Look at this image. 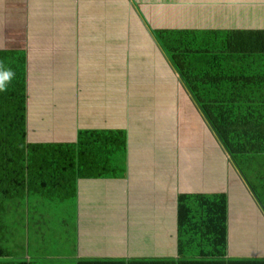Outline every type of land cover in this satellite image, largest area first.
<instances>
[{
  "label": "crops",
  "instance_id": "obj_1",
  "mask_svg": "<svg viewBox=\"0 0 264 264\" xmlns=\"http://www.w3.org/2000/svg\"><path fill=\"white\" fill-rule=\"evenodd\" d=\"M205 2L194 0L189 2L193 5L190 7L182 0H0V41L5 42L0 50L33 47L28 75L30 135L31 116L39 107L38 99L44 108L39 114L45 125L39 124L41 132L48 135L64 124L69 126L67 134L56 132L61 135L59 138L32 139L76 141L79 129L127 132L126 176L79 181L77 209L74 220H70L72 228L65 230L68 235L64 237L49 231L45 236L49 249L47 245L40 248L39 259L44 261L39 264L63 258V249L71 251L74 264L82 258H176L196 252L198 237L192 235V230L201 224L200 198L213 193L227 195L229 255L264 257V198L259 194L262 188L256 193L248 180L245 184L235 173L239 165L227 151L231 159L225 158L215 139L218 131L211 121L209 124L203 102L184 77L178 80L171 64L174 53L201 52L206 42L216 49L222 32L231 33L226 40L228 52L261 55L264 0H211L210 5ZM203 12L209 18L203 19ZM207 19L223 20L226 28L217 31L201 28ZM16 40L26 45L11 48L10 41ZM138 58L146 60L139 68L135 62ZM35 61L39 65L33 70L31 65H36ZM123 69L129 78L122 82ZM57 80L66 82L65 100L55 98ZM221 83L227 94L217 96L216 102L227 106L226 113L234 111L230 105L264 106V79L205 85L213 84L216 88ZM178 85L202 120L204 129L200 132L206 145L186 148L185 139L182 137L180 141L183 128L179 127L180 114L176 108ZM68 107L74 117L57 119L59 111L67 114ZM238 113L244 114L242 109ZM145 118L153 120L147 129L139 123ZM232 124L243 128L241 120ZM257 142L261 145L251 153L264 152L263 136ZM207 148L212 149L211 153ZM196 150V154L209 157L220 173L217 170L209 179H202L200 159L198 165L187 169L197 171L194 174L188 171L190 177L184 178L180 168L187 166V153ZM253 158L248 160V168L264 169V160ZM227 169L234 173L228 175ZM192 184L200 187V191L191 188ZM194 196H199L196 203ZM111 218L112 225H108ZM110 226L116 231L114 234L107 230ZM134 248L136 251L132 253Z\"/></svg>",
  "mask_w": 264,
  "mask_h": 264
},
{
  "label": "trees",
  "instance_id": "obj_2",
  "mask_svg": "<svg viewBox=\"0 0 264 264\" xmlns=\"http://www.w3.org/2000/svg\"><path fill=\"white\" fill-rule=\"evenodd\" d=\"M221 34L216 49L206 42L201 52L174 53L171 59L203 102L208 120L215 125L226 151L253 190L257 193L262 188L259 194L264 198V169L248 168V160H253V156L264 160L263 150L251 153L261 145L257 142L259 136L264 138V106L230 105L234 111L226 113L227 106L216 102L212 97L214 92L207 97L206 89L193 85L264 79V52L261 55L228 52L226 40L231 33ZM28 74L25 49L0 50V264H39V259L27 256L31 249L27 246L35 234H41L38 223L50 216L42 214L41 220H37L32 209L44 210L56 203L63 210L61 206L70 203L74 211L62 226L72 228L70 220H74L77 209L79 181L122 179L127 173L126 130L79 129L76 141L32 139ZM239 109L244 114L238 113ZM239 120L243 128L232 126V122L236 124ZM198 197H193L195 203ZM199 203L201 224L192 230V235L198 237L196 252L176 258H82L76 259V264H264V257L229 255L226 193L201 195Z\"/></svg>",
  "mask_w": 264,
  "mask_h": 264
},
{
  "label": "rangeland",
  "instance_id": "obj_3",
  "mask_svg": "<svg viewBox=\"0 0 264 264\" xmlns=\"http://www.w3.org/2000/svg\"><path fill=\"white\" fill-rule=\"evenodd\" d=\"M182 1L186 2L187 6H189L188 5V4H190L189 2L194 1V0H182ZM205 1L206 0H201V2H205ZM207 1H208V4H209V2L211 0H207ZM213 1L214 0H212V2ZM197 2H199V1H197ZM208 4H202L201 3L202 6H206L207 8H209L210 4L209 5ZM192 6L193 5L190 4V7H192ZM174 12H176V11L174 10ZM202 14H203L202 15L203 19L206 18V17L209 18V16H210L206 12H203ZM204 21H205V23L201 26V28H204V29H213L214 31L215 30L217 31L219 29L226 28V23L223 20H214V19H211V20L209 19L208 20L207 19V20H204ZM15 26H19V25H15ZM49 42L52 43V41H49ZM17 45H19V47H23V46L26 45V42L19 41V40L10 41V47L11 48L16 47ZM4 46H5V42H1L0 41V47H4ZM18 49H20V48L9 49V50H18ZM50 50H51V48H50ZM50 50H48V51H50ZM138 59H140V60H135V62L138 64L136 66L137 68H139L140 64H143V63L146 62V60H144V62H142L141 58H138ZM35 63H36V65H34L33 63L31 65L33 70L38 69L39 63L37 61H35ZM44 64L46 65V63H44ZM42 69H43V66H42ZM125 71L126 70H124V69L121 71V73H123V75H124L123 79H122V82L126 81L127 78H129V77H126L127 74L124 73ZM40 82L41 83H45L43 80H40ZM196 85H198L197 87L200 88V89H206L205 93H206L207 97H210L209 95L212 92H214L212 97L215 98V99L219 95L224 97L227 94L225 85L223 83L219 84L218 87H216V88L213 86V84H210V85L206 84L203 87H200L199 84H196ZM55 87L57 88V91H56V94H55V98H61L63 100L68 98L67 95H66L67 94V90H66L67 85H66L65 81L57 80V82L55 83ZM178 88H179V92L180 93L178 94V96L176 95V98L178 99V102L176 104V108H177V110H178V112L180 114L179 118H180V121L182 123V124L180 123L179 127L183 128L182 133L181 132L179 133L180 134L179 135L180 141H183V138L185 139V145L184 146H186V148L187 147L188 148H193L194 144H196V145L205 144L206 145L207 144L206 143V138L203 135V133L200 132V130L204 129L202 120H201L200 116L198 115L194 105L189 100L188 95L184 93V91L181 89V87L179 85H178ZM213 88H214V90H213ZM215 99H214V101H215ZM38 103H39V107L36 106V108L34 109V113L31 116V119H32V131H31L30 137L31 138H35V139H40V138H43V137L44 138H50V139H56V138H59V136H61L60 134L56 133L57 131H59L60 133L63 132L64 134H67L66 132H67V129L69 127L67 124H64L62 127L58 128V130L55 129L53 131H50V133L48 135L44 134V132H41L42 128H41V126L39 124H41L43 127H45V125L42 123L43 122L42 118L40 120L39 114H42V112L44 111V108L40 107V104L42 103L41 99H38ZM73 117L74 116L71 113L70 107H68V109H67V114L66 113H62L60 111L57 114V119L58 118H64V119L67 118L66 120H69V119H72ZM152 121H153L152 119L145 118V119H142V121L139 122V123L144 124L145 125L144 126L145 129H147V128H149L148 125H151ZM65 122H67V121H65ZM88 125L89 124H86L87 127H89ZM141 130H142V127H141ZM39 132H41V133H39ZM191 132H196L197 134L200 135L201 138L199 139V137H198V135H196V133H195V135H193ZM37 135L41 136V137H38ZM146 137H147V134H146ZM198 139L200 141H198ZM174 142L175 141H173V143ZM189 145H192V146H189ZM177 151L178 150H176V152ZM207 151L209 153H211L212 149L211 148H207ZM195 152H197V150L196 151H192V152L189 151L187 153L186 158H185V161L187 162V166H186V168H184L182 166L180 168L184 178L188 179L190 177L189 174H188V171H191L192 173L194 171L195 172L197 171V170H187V169H188V167L192 168V165H194V166L198 165V163H199L198 160H200V159H201L202 164H203V169L201 170L202 173H203L202 179H209L210 177H212L213 173L215 171H217V170H218L217 173H220L221 170L219 168L215 169L214 162H211L209 157L207 158V156L201 155L200 153L196 154ZM154 157H157V156L154 155ZM222 158L223 157H221V159ZM218 159L220 160V156H218ZM234 171L237 174L239 170L235 169ZM226 172H227L228 175H229V173L230 174L234 173L231 169H227ZM231 178H233V177H231ZM234 178H237V177L235 176ZM192 181L194 182V184H197V181H195L193 179H192ZM200 183H203V182H200ZM189 184L190 183L187 182V185H189ZM194 184L191 185V188H193L195 191H200V187H196V186L194 187ZM91 188H93V187H91ZM244 191H245V189H244ZM35 205H37V204L35 203ZM61 207H63V210L62 209H58L57 204L53 203L51 208H47V209H44V210H42V208H40L39 210L32 209V215L35 216V218L37 220H39V219L41 220L40 216L42 214L44 216H50L49 218H44V219L42 218V220L40 221L41 223L40 222L38 223V229H39V232L41 234H35L34 235L35 239L33 237L31 242L27 246V249L31 248L27 253H28V255L32 256L33 259L34 258L35 259H39L40 257H42V249H40V248H42V246L47 245V250L49 249L48 239L45 236H48L50 230L55 231L57 237H59V236L64 237V236L68 235L67 232L64 233L66 229H64V227L62 225H64V222H63L64 220L69 221L70 215H71L72 211H74V210H73L72 205L70 203H67V204H65V205H63ZM112 219L113 218L110 219V221H109L110 224H108V225H112V223H111ZM44 220L47 221L48 223L45 224ZM68 228L70 229V226L67 227V230H68ZM46 229H48L49 231L46 232ZM31 230H34V225L31 227ZM107 230L112 231L110 234H114V232H116V231H113V228L111 226L108 227ZM13 234H14V232H13ZM108 234H109V232H108ZM242 237L243 236H241V238ZM54 243H55V245L59 244V240L55 241ZM131 250H132V253H133L134 251H136V248L131 249ZM61 254H64V257H63L64 259L55 258V259H53V262L50 263V264H74L73 260L71 258V254L72 253H71L70 250L63 249ZM41 260L42 259H39V262H42ZM43 264H46V263H43Z\"/></svg>",
  "mask_w": 264,
  "mask_h": 264
},
{
  "label": "water",
  "instance_id": "obj_4",
  "mask_svg": "<svg viewBox=\"0 0 264 264\" xmlns=\"http://www.w3.org/2000/svg\"><path fill=\"white\" fill-rule=\"evenodd\" d=\"M26 50H27V55H28V67H29V65L31 64L30 62H31V58H33V47L32 46H29V45H27V47H26ZM167 56H169V58H170V54H167ZM171 64L173 65V62L171 61ZM174 66V65H173ZM174 68H175V70H176V74H177V76L179 77H177L178 78V80H180V79H182V75L180 74V72L178 71V69L174 66ZM29 75V74H28ZM30 76H28V78H29ZM205 116H206V114H204ZM207 117V116H206ZM208 119V118H207ZM209 121V120H208ZM210 122V121H209ZM205 123H207L206 121H205ZM210 125H211V122L209 123ZM207 125V124H206ZM208 126V125H207ZM213 126V125H212ZM214 128V127H213ZM216 138V140L218 141V143H219V146L221 147V149H222V152H223V154H224V156H225V158L227 159V161L228 160H230L231 159V157H230V155L226 152V149H225V146H224V144L222 143V141H221V139H219V134H218V136H215ZM238 175H239V177L241 178V179H243V181L245 182V184H246V182H247V179L244 177V175H243V172L241 171V169L240 168H238Z\"/></svg>",
  "mask_w": 264,
  "mask_h": 264
}]
</instances>
